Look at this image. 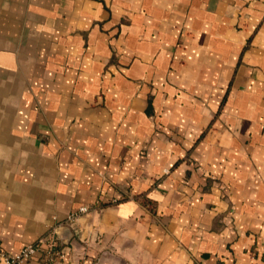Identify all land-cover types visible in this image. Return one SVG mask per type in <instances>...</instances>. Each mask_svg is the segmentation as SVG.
I'll return each instance as SVG.
<instances>
[{
	"label": "crops",
	"instance_id": "0c3cea01",
	"mask_svg": "<svg viewBox=\"0 0 264 264\" xmlns=\"http://www.w3.org/2000/svg\"><path fill=\"white\" fill-rule=\"evenodd\" d=\"M52 229L59 264H264V0H0V247Z\"/></svg>",
	"mask_w": 264,
	"mask_h": 264
},
{
	"label": "built area",
	"instance_id": "2783aa9c",
	"mask_svg": "<svg viewBox=\"0 0 264 264\" xmlns=\"http://www.w3.org/2000/svg\"><path fill=\"white\" fill-rule=\"evenodd\" d=\"M92 208L88 206H79L76 211L72 212L67 220H74L80 214L88 213ZM55 231L49 230L47 233L39 236L35 241L26 244L16 253L5 252L0 247V264H22L26 260L37 256L40 251L44 250L43 264H59L64 254L56 248Z\"/></svg>",
	"mask_w": 264,
	"mask_h": 264
},
{
	"label": "water",
	"instance_id": "95a60500",
	"mask_svg": "<svg viewBox=\"0 0 264 264\" xmlns=\"http://www.w3.org/2000/svg\"><path fill=\"white\" fill-rule=\"evenodd\" d=\"M55 233H57V232H55Z\"/></svg>",
	"mask_w": 264,
	"mask_h": 264
}]
</instances>
